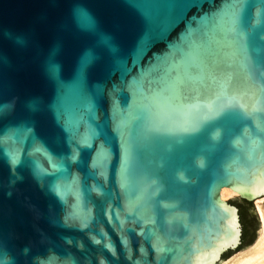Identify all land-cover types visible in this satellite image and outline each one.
Segmentation results:
<instances>
[{"label": "water", "instance_id": "95a60500", "mask_svg": "<svg viewBox=\"0 0 264 264\" xmlns=\"http://www.w3.org/2000/svg\"><path fill=\"white\" fill-rule=\"evenodd\" d=\"M249 75L264 82V0H0V251L172 264L218 190L250 183L228 144L250 121L227 111L182 134L197 101ZM261 187L238 196L256 218L245 241L227 200L241 236L222 259L257 235Z\"/></svg>", "mask_w": 264, "mask_h": 264}, {"label": "clouds", "instance_id": "9594fccd", "mask_svg": "<svg viewBox=\"0 0 264 264\" xmlns=\"http://www.w3.org/2000/svg\"><path fill=\"white\" fill-rule=\"evenodd\" d=\"M197 104L198 108L195 109L198 116L197 126L190 132L182 134L198 132L203 125L219 119L227 111H234L245 121H250V124L243 125L239 134L233 135L228 140L231 148L243 150L246 153L251 164L250 169H244L238 165L236 160H233L229 167L250 177V183H229L227 185L231 186L235 196L244 199L253 198V190L257 181L264 185V82H253L249 75L243 86L235 89L231 85L221 87L212 97L197 101ZM8 105L11 106V104ZM210 135L214 142L219 143L224 136L223 129L217 127ZM197 163L199 167H204L202 159ZM179 178L184 179L182 173L179 174ZM218 191L223 193L225 188L222 186ZM255 194H264V187H261ZM161 204L163 207H169L166 202L162 201ZM211 217H215V227L208 223ZM151 222L150 220L144 221L145 224ZM262 229H264V221H262ZM137 235L141 236L143 233L138 231ZM240 236L238 209L222 197L214 198L205 223L200 226L199 230L195 226L190 230L189 239L192 241L189 246L190 251L181 250V255L173 260L172 264H232V257L222 259V256L229 249L234 250L240 245ZM95 242L99 243L98 240ZM153 247L156 246L153 245ZM166 250L163 246L156 249L157 252ZM113 255H115L114 250ZM0 264H15V261L13 257L0 251ZM39 264H58V261L53 257L40 258ZM101 264H104L103 260ZM246 264H264V256L248 261Z\"/></svg>", "mask_w": 264, "mask_h": 264}, {"label": "bare ground", "instance_id": "6f19581e", "mask_svg": "<svg viewBox=\"0 0 264 264\" xmlns=\"http://www.w3.org/2000/svg\"><path fill=\"white\" fill-rule=\"evenodd\" d=\"M232 196H235V194L232 192L231 188L228 187H226L225 191L221 193V197L225 200ZM256 205L261 220V231L259 237L251 247L247 248L244 252L236 255L235 257L233 256L232 264H246L248 261L264 256V229H262V221H264V198H258L256 200Z\"/></svg>", "mask_w": 264, "mask_h": 264}, {"label": "rangeland", "instance_id": "374dc122", "mask_svg": "<svg viewBox=\"0 0 264 264\" xmlns=\"http://www.w3.org/2000/svg\"><path fill=\"white\" fill-rule=\"evenodd\" d=\"M232 197H235V198H231V199H230V197H228L227 200H229V201H230V200H238V203L245 205V206L247 207V210H248V211H251V205H253V204H251V203L248 204V203H246V202L240 200L238 196H232ZM261 198H264V196L261 197ZM247 210H246L245 213L248 214V215H250V214L247 212ZM258 220H259V221H258V231H257V235H256L255 237H253L251 240H249L248 242H246L244 245H242L241 247H239V248H238L237 250H235L233 253H231V255H230L229 257H232V258H233V256L235 257L236 255H238V254L244 252L247 248L251 247V246L257 241V239H258V237H259V234H260V231H261V220H260V219H258ZM229 257H228V258H229Z\"/></svg>", "mask_w": 264, "mask_h": 264}, {"label": "trees", "instance_id": "16d2710c", "mask_svg": "<svg viewBox=\"0 0 264 264\" xmlns=\"http://www.w3.org/2000/svg\"><path fill=\"white\" fill-rule=\"evenodd\" d=\"M239 208H240V214H241V221H242V224H243V241H245L247 236H248V234H249V232H250V229H251L250 225L251 224L249 225V223L245 219V217H246L245 212L247 210V207L245 205H243V204H240ZM247 212H249V211L247 210ZM251 219H252L251 223H252V225H254L255 221H256L255 220L256 218L255 217L254 218L251 217Z\"/></svg>", "mask_w": 264, "mask_h": 264}, {"label": "flooded vegetation", "instance_id": "af4514ba", "mask_svg": "<svg viewBox=\"0 0 264 264\" xmlns=\"http://www.w3.org/2000/svg\"><path fill=\"white\" fill-rule=\"evenodd\" d=\"M239 206H240V204H239ZM248 213L250 214V217H253V218L255 217V216L252 214L251 211H249Z\"/></svg>", "mask_w": 264, "mask_h": 264}]
</instances>
